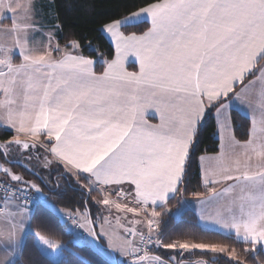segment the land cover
Masks as SVG:
<instances>
[{"label": "snow or ice", "instance_id": "obj_1", "mask_svg": "<svg viewBox=\"0 0 264 264\" xmlns=\"http://www.w3.org/2000/svg\"><path fill=\"white\" fill-rule=\"evenodd\" d=\"M0 8L11 23L4 33L16 37L13 48H0V127L33 138L29 143L14 137L0 151L5 191L21 202L8 213L21 219L0 228V264H22L17 233L25 228V194L35 190L46 199L39 185L25 179V173L36 175L34 160L41 171L70 179L82 195L102 193L95 203H114L118 211L143 217L134 222L141 228L126 229L114 249L122 264H215L191 256L210 252L215 257L227 252L226 246L197 242L190 229L186 238L172 239L164 231L168 213L155 208L164 209L170 194L180 192L205 119L214 109L227 128L234 105L252 110L247 138L222 140L216 154L198 158L205 186L230 182L221 191L209 188L198 201L199 221L250 245L245 253L264 248V0H143L123 18L106 14L98 31L114 49L100 73L94 59L74 54L83 51L80 39L63 49L58 40L53 44L63 28L58 15L45 33L44 25L27 17L23 26L17 22L21 5ZM23 10L35 15L34 8ZM131 24L146 30L121 31ZM129 54L138 71L125 69ZM149 111L157 123L145 118ZM12 166L21 171L13 172ZM112 195L126 203L111 201ZM8 199L0 197L4 203ZM35 236L51 249L60 247L40 232ZM237 255L233 248L229 258Z\"/></svg>", "mask_w": 264, "mask_h": 264}, {"label": "trees", "instance_id": "obj_2", "mask_svg": "<svg viewBox=\"0 0 264 264\" xmlns=\"http://www.w3.org/2000/svg\"><path fill=\"white\" fill-rule=\"evenodd\" d=\"M143 3V0H53L55 15L59 16L63 24V28L57 32V40L59 45H65L72 39H80V43L84 45L82 53L87 58L96 61L95 71L100 73L104 69L103 61L112 59L113 46L105 38L98 29L101 27L106 14L115 13L120 18L129 15L132 11L138 10V7ZM126 34L146 30V26H137L135 24L128 25L121 29ZM90 42V46H89ZM213 114L209 115L200 127L198 142L194 147L190 166L188 168L185 181L180 187V192L168 200L166 207L171 211L179 208L182 199L190 198L191 196L205 192L202 184L201 172L198 164V158L203 154H214L218 152L219 140L217 136L216 122ZM231 119L234 129V134L237 139L244 140L250 128V121L247 117L241 115L237 111L231 112ZM14 135L5 130L0 129V144L9 142ZM55 168V166H53ZM12 171L19 173L21 169L12 166ZM36 175L25 173V179L35 182L42 188L45 198L56 207L70 212L87 210L93 223V197L82 195L81 189L70 179H60L57 171H52L50 174L41 171L38 166L33 168ZM49 175L52 179L49 181ZM6 181L8 182V178ZM35 191V190H34ZM43 210L46 214L40 233L46 237L64 243V255L57 261L45 256L34 242L33 234H28L23 245L22 264H26L27 259L32 260V264H117L104 257L101 253L87 244H75L72 242V233L67 231L66 224L62 223L59 216L47 208H42L41 205L35 209ZM35 214L32 218L34 224ZM164 231L167 236L172 239L186 238L185 230L190 229L196 236L197 242L216 243L220 246H226L230 252L233 248L236 249L238 255L237 260L246 264H264V255L262 248L255 252L245 253L246 247L237 243L234 238L220 235L214 232L203 230L196 222L195 215L190 211H185L179 219H176L172 213H168L163 217ZM93 228L94 224H93ZM103 246L102 242L98 240ZM212 256L209 252L206 255L197 252L191 256V259L207 260ZM215 263L236 264V259H230L218 254L215 256Z\"/></svg>", "mask_w": 264, "mask_h": 264}, {"label": "crops", "instance_id": "obj_3", "mask_svg": "<svg viewBox=\"0 0 264 264\" xmlns=\"http://www.w3.org/2000/svg\"><path fill=\"white\" fill-rule=\"evenodd\" d=\"M0 2H1V0H0ZM4 2H8V0H4ZM40 19H42V22L45 24L43 29L47 30L48 25L46 23L48 21H47L46 15L40 17ZM6 21L11 26L10 20L6 19ZM57 32H58V30H57ZM54 40L57 41V33H56V37L54 38ZM60 46L63 49L64 46L63 45H60ZM112 46L114 48V45H112ZM68 51H71V49L69 48ZM74 54H80V53L77 52ZM125 69L129 72L138 71V64L135 62V57L132 56L131 54H129L127 59L125 60ZM237 87H239V86H237ZM255 98H256L255 94H253L252 99L255 100ZM0 99H2V96H0ZM228 111L229 110L226 109V112H228ZM232 111H237L241 115L247 117L250 121V124H251V119H252V115H253L251 109L245 108V109L241 110L234 105L230 110V116H231ZM145 118L150 123H157L158 122V120L156 118H154V116L151 114V111H149V113L146 114ZM214 118H215V122H216L217 136H218L219 147H220L222 140L224 142H227L230 137L235 136L233 124H232V119H230L228 121V127L223 128V127H221V124L219 123V118L215 116V111H214ZM0 129L11 132L15 138H18L20 140H26V141L31 142L33 139L30 135H25L24 133L18 134L14 128H11V126H3V127H0ZM258 130H259V126H258ZM235 138H236V136H235ZM4 144H0V151L4 150L3 149ZM218 151H219V148H218ZM214 154H216V153H214ZM214 154H203V156H211ZM25 155H27V153H25ZM12 157L18 158V153L16 151H13ZM210 163L211 162H209L207 160L203 162L204 166H209ZM198 164H199V168H200V172H201V162L199 160H198ZM33 165H35V167L36 166L39 167V165H36L35 160L33 161ZM209 178H211V177H209ZM0 179L6 181V178L4 177V175H0ZM201 179H202V184H203L204 189H205L204 193L200 194L199 196H197L195 194V195L191 196L190 198L182 199L181 205L179 208H176L174 211H171V212L169 209H167L165 212L172 213L174 216H175V214L178 213V216L177 217L175 216V218L179 219L185 211H190L195 215L197 224L203 230L214 232V233L222 235L221 232L215 230L218 226L213 225V226H210L209 228H205L204 225L199 221V212H200L201 205L198 203V201L205 199L209 195V188H215L217 191H221L224 187L227 186V183H230V182H221V183H218L215 185L205 186V184L203 183L202 172H201ZM92 193L94 194V197L92 200V203H93V223L91 222V218H90L87 210H82V211H77V212L66 211V210H63L59 207H56L54 204H52L48 200H42L41 198H40L41 203L39 205H41L42 208L50 209L56 215L59 216L61 222L66 224L67 231L72 233L73 236H72L71 240L73 243L79 244V245L87 244V245L91 246L92 248H94L99 253H101L104 257L111 260L112 262L117 263V264H122L123 257L121 255V253L118 250H114V249H118L119 246L122 244L123 239L125 238V230L126 229L141 228L140 224L134 223V222L138 221L140 219H143V217L140 215L131 213V212H126V211H122V210L118 211L115 208L114 203H111L109 206H103V205H100L98 203H95V201H98L102 198L103 194L98 193L97 191H93ZM175 195L170 194L169 200L171 198H173ZM110 200L114 201V202H119L122 204L126 203V201H124V200H118V198L115 195H112L110 197ZM18 204L19 203L17 201H15L14 199H8L7 203H4L3 200H0V205L3 207V212L0 213V228H4L6 226V224H8L9 221L15 222V221H18L21 219L20 216H14L13 217V216L8 215V213L17 211V205ZM129 206H131V205H129ZM23 208H24V217L23 218H24L25 228L23 229L22 234L19 231L17 233L18 236L22 235L23 245H24V241H25L26 236L28 234H33L34 242L37 245V247L39 248V250L41 251V253H43L45 256H47L48 258H50L52 260H53V258H57V257L61 256L63 246H60L55 250L51 249L48 246L42 244L40 241L38 242V240L35 236L36 232H40L39 230L43 225L42 222L44 221V219L46 217V214L43 212V210L37 211V213L35 214V209L37 207L35 209H30V208H26V207H23ZM166 208L167 207L165 205L164 209H161L160 207H156L155 210L156 211H164ZM179 209H180V211L177 212ZM148 210L150 213L152 211V207L149 206ZM211 210H212L211 207H209L208 211H211ZM34 214H35V219H34V224L32 225V218H33ZM117 217L120 218L119 224H117ZM93 224H94L95 229L93 228ZM145 228L146 227H144L143 230ZM90 230H91V232L94 231L95 233L100 234L99 240L102 242L104 247H102L99 244L98 240L95 237L93 238L91 236ZM224 236H229V237L233 238V236H231V235H224ZM46 238L51 240L53 243L57 242L56 240H54L52 238H49V237H46ZM74 238L77 239V241H75ZM129 239H136V238H129ZM78 240H82L83 243H81V241H78ZM59 242L60 241H58V243ZM78 242H80L81 244ZM43 250H45V251H43ZM106 252H108L112 258ZM262 252L264 255V248H262ZM3 256H4V254L2 252H0V260L3 259ZM53 261H55V260H53Z\"/></svg>", "mask_w": 264, "mask_h": 264}, {"label": "rangeland", "instance_id": "obj_4", "mask_svg": "<svg viewBox=\"0 0 264 264\" xmlns=\"http://www.w3.org/2000/svg\"><path fill=\"white\" fill-rule=\"evenodd\" d=\"M8 3H12L14 6L16 4H19V5L22 6V8L20 10H18L17 14L14 17L15 19H17V22L21 24V26H23V24L25 22H27L26 17L28 19H30L31 22H33L35 24H39V25H45L42 22V19H40V17H42V16L46 15L47 21H48L46 23L47 25H49L50 21H53L56 18L54 7H53V0H8V2H4V0H1L0 5H7ZM24 7H27L29 9H33L34 8L35 15H29V14L25 13L24 10H23ZM9 15H11V14H9ZM10 27L11 26L6 21V18L4 16V10L2 8H0V48H13L14 45H15V40H16L15 34H7L6 35L4 33V31H3L4 28H10ZM48 30L49 29H47V30L43 29V31L45 33ZM36 39L37 40L43 39L45 43L47 42V37L46 36L41 37L39 34H37ZM55 43H56V40L53 39V44H55ZM167 209L168 208H166L164 211H166ZM179 211H180V209L177 212H179ZM134 214H136V213H134ZM175 216L177 217L178 213L175 214ZM92 233L93 232H91V230H90V234L94 238ZM74 240L77 241V239H75V238H74ZM78 241H81V243H83L82 240H78ZM78 243H80V242H78ZM56 244H58L59 246H63L62 247L63 249L65 248V245L62 242L58 243V241H57ZM43 251H45V250H43ZM106 253H108V252H106ZM230 253H231V251L230 252L227 251V252H225L223 254H220V255L229 258L230 257ZM63 255H64V251L62 250L61 256H59L57 258H53V260L57 261ZM109 256H110V254H109ZM214 259H216V257H213V256H210V257L207 258V260H210V261L214 260ZM231 259H233V260L236 259L237 260V257H234V258H231ZM193 260H195V259H193ZM215 264H226V263H218V262H216ZM241 264H246V263L241 261Z\"/></svg>", "mask_w": 264, "mask_h": 264}, {"label": "built area", "instance_id": "obj_5", "mask_svg": "<svg viewBox=\"0 0 264 264\" xmlns=\"http://www.w3.org/2000/svg\"><path fill=\"white\" fill-rule=\"evenodd\" d=\"M7 183H8L7 181L0 179V197L7 196L9 197V199H14L20 204L21 202L19 200L12 197V193L10 191L8 192L5 191L4 185ZM25 195L27 196V199L23 202V207L35 209L40 204V198L37 196L34 190L29 191ZM2 212H3V207L0 205V213ZM144 231L146 232L147 229L145 228ZM129 238L138 239V237L135 236H129Z\"/></svg>", "mask_w": 264, "mask_h": 264}, {"label": "water", "instance_id": "obj_6", "mask_svg": "<svg viewBox=\"0 0 264 264\" xmlns=\"http://www.w3.org/2000/svg\"><path fill=\"white\" fill-rule=\"evenodd\" d=\"M22 141H25V140H22ZM29 143H31L30 141H28ZM0 175H3L2 171H0Z\"/></svg>", "mask_w": 264, "mask_h": 264}]
</instances>
